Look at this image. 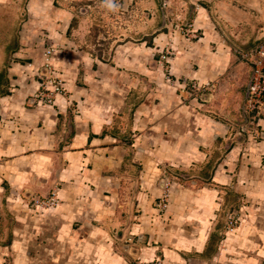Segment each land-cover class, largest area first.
Listing matches in <instances>:
<instances>
[{
  "label": "crops",
  "instance_id": "0c3cea01",
  "mask_svg": "<svg viewBox=\"0 0 264 264\" xmlns=\"http://www.w3.org/2000/svg\"><path fill=\"white\" fill-rule=\"evenodd\" d=\"M260 2L217 5L238 41L264 34L244 27L252 11L264 14ZM205 15L196 23L210 31L178 43L167 79L149 55L95 71L64 45L45 62L42 43L12 47L0 72V264H264V106L247 111L251 73L236 52L252 45L232 43ZM48 62L64 93L36 101ZM182 83L213 86L192 94ZM192 170L194 188L169 182ZM53 188L58 204L35 208ZM231 206L240 220L223 235Z\"/></svg>",
  "mask_w": 264,
  "mask_h": 264
},
{
  "label": "rangeland",
  "instance_id": "374dc122",
  "mask_svg": "<svg viewBox=\"0 0 264 264\" xmlns=\"http://www.w3.org/2000/svg\"><path fill=\"white\" fill-rule=\"evenodd\" d=\"M220 1L222 0H111L114 7L109 8L108 0H0L2 13L0 16V72L6 70V62L9 60L12 47L23 46L24 48L23 42L27 44L35 41L34 43L43 44V54L51 45L56 51L63 50L61 46L64 45L66 51H72L71 54L75 57L73 60L79 59L83 62L82 57L88 56L96 61V65L94 63L93 66L95 71L98 67L97 61L112 65L117 61L115 57L118 59L121 55H124V60L129 56L140 60L149 55L156 64L154 73L164 74L167 79L168 59L180 52L178 43L185 41L194 46L204 38L205 33L210 31V29L199 27L196 23L198 15L206 11L205 17L209 26L214 25L223 30L232 43L237 42L241 46L251 44L252 47H248L247 50L255 48L264 38V34L253 37L252 41H248V38L243 39L241 34L242 40L238 41L236 36L239 33H236L231 26L234 20L226 18L217 7ZM262 4L264 2L259 3L260 9L264 6ZM257 10L252 11L253 14L250 13L251 23H245V28H252V30L255 26L262 28L264 14L256 12ZM252 25L253 27H249ZM149 47L151 51L148 50ZM31 48L36 49L32 46ZM73 52L80 54V58ZM244 64L248 65L246 73H252L251 66L246 62ZM54 67L49 62L43 65L44 75H38V82L41 83L37 92L38 98L37 95L33 96L36 101H50V96L41 98L39 93H43L42 95H47L46 92L49 95L64 93L62 86L65 83L59 81L61 78L55 75L58 70L56 71ZM40 77H43V80ZM193 84L195 83L181 85L187 92L197 94L192 89ZM48 88L50 92L46 90ZM36 104L37 102H32V106ZM227 148L228 145H224L220 150H216L221 155ZM194 171H183L184 174L174 172L169 177V182L173 181L182 186L194 188L195 183L198 181L201 183L195 177ZM130 192H126L128 198H130ZM166 194L162 193L154 205L161 216L168 203ZM239 211V207H228L222 214L223 220L226 221L231 212L239 216ZM218 212L221 214L222 210L219 209ZM238 219L240 220V216Z\"/></svg>",
  "mask_w": 264,
  "mask_h": 264
},
{
  "label": "built area",
  "instance_id": "2783aa9c",
  "mask_svg": "<svg viewBox=\"0 0 264 264\" xmlns=\"http://www.w3.org/2000/svg\"><path fill=\"white\" fill-rule=\"evenodd\" d=\"M238 56L242 62L248 63L252 68L251 78L248 86L247 94V111H261L262 106L264 105V39L253 49L241 51L237 50ZM54 53V49L49 48L45 51V56L50 57ZM212 87V84L206 83L204 86H199L196 83L192 85V89L195 92H199L201 89L207 90ZM191 91V92H193ZM43 98V97H41ZM239 133L244 135V133H249V130L246 128H240ZM252 133V132H251ZM254 139H259V136L255 134ZM49 199H54L53 194L49 195ZM45 199V198H44ZM44 199L33 200V206H36L40 201L44 202ZM49 203H52L50 201ZM56 204V202L54 201ZM238 215L236 216L235 212L228 214L225 225H224V234L233 231L238 225Z\"/></svg>",
  "mask_w": 264,
  "mask_h": 264
},
{
  "label": "bare ground",
  "instance_id": "6f19581e",
  "mask_svg": "<svg viewBox=\"0 0 264 264\" xmlns=\"http://www.w3.org/2000/svg\"><path fill=\"white\" fill-rule=\"evenodd\" d=\"M190 26V25H189ZM188 28V27H187ZM186 28V29H187ZM188 30V29H187ZM186 35H187V33H186ZM191 35V34H190ZM193 36V35H192ZM197 36V35H196ZM51 47V46H50ZM168 51V50H167ZM165 59V58H164ZM166 60V59H165ZM45 68V67H44ZM48 73V72H47ZM46 75V74H45ZM59 79V78H58ZM59 81H61V80H59ZM63 83V82H62ZM41 84V83H40ZM43 84V83H42ZM213 86V85H212ZM44 87V86H43ZM63 87V86H62ZM248 89V88H247ZM50 92V91H49ZM47 93V92H46ZM48 94V93H47ZM37 95V94H36ZM45 100V99H44ZM55 100V99H54ZM46 101V100H45ZM48 101V100H47ZM247 102V101H246ZM264 106V105H263ZM263 106H262V108H263ZM258 113V112H257ZM253 121V120H252ZM175 178V177H174ZM53 194V197H54V199H49L50 197H49V195L50 194ZM36 200H40V198H36V199H34V201H36ZM44 202H42V201H40V203L36 206V208L38 209V208H42V207H46V206H55V205H57L58 204V197H57V192H56V190H54V188L50 191V193L48 194V197L47 198H45L44 200H43ZM50 201H52V203H49ZM54 201L56 202V204L54 203ZM159 261V260H158Z\"/></svg>",
  "mask_w": 264,
  "mask_h": 264
},
{
  "label": "clouds",
  "instance_id": "9594fccd",
  "mask_svg": "<svg viewBox=\"0 0 264 264\" xmlns=\"http://www.w3.org/2000/svg\"><path fill=\"white\" fill-rule=\"evenodd\" d=\"M108 7H109V8L114 7L113 4H112V2H111V0H108Z\"/></svg>",
  "mask_w": 264,
  "mask_h": 264
}]
</instances>
